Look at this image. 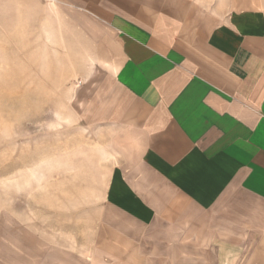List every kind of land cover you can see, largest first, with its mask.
<instances>
[{"label": "crops", "instance_id": "0c3cea01", "mask_svg": "<svg viewBox=\"0 0 264 264\" xmlns=\"http://www.w3.org/2000/svg\"><path fill=\"white\" fill-rule=\"evenodd\" d=\"M68 3L116 34L81 95L116 164L84 244L37 235L4 264H264V0Z\"/></svg>", "mask_w": 264, "mask_h": 264}, {"label": "rangeland", "instance_id": "374dc122", "mask_svg": "<svg viewBox=\"0 0 264 264\" xmlns=\"http://www.w3.org/2000/svg\"><path fill=\"white\" fill-rule=\"evenodd\" d=\"M117 52L107 21L68 0H0V264L37 235L84 244L116 155L86 124L81 95Z\"/></svg>", "mask_w": 264, "mask_h": 264}]
</instances>
